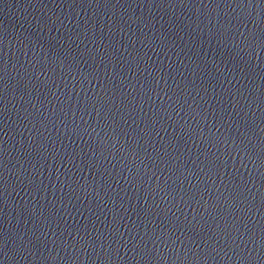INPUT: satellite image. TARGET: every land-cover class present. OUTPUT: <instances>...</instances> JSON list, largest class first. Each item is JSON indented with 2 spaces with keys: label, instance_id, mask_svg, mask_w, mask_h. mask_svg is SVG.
Instances as JSON below:
<instances>
[{
  "label": "water",
  "instance_id": "1",
  "mask_svg": "<svg viewBox=\"0 0 264 264\" xmlns=\"http://www.w3.org/2000/svg\"><path fill=\"white\" fill-rule=\"evenodd\" d=\"M0 264H264V0H0Z\"/></svg>",
  "mask_w": 264,
  "mask_h": 264
}]
</instances>
